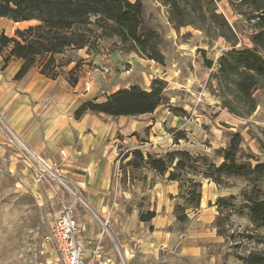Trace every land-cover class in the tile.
I'll list each match as a JSON object with an SVG mask.
<instances>
[{"label":"rangeland","instance_id":"obj_1","mask_svg":"<svg viewBox=\"0 0 264 264\" xmlns=\"http://www.w3.org/2000/svg\"><path fill=\"white\" fill-rule=\"evenodd\" d=\"M142 1L146 23L161 35L165 66L150 63L137 53L121 52L114 40L100 42L92 51L84 49L57 56L62 64L73 61L69 69L70 65L63 69L61 78L66 79L77 67L78 82H109L105 93L132 85L148 90L154 79L168 78V101L153 114L112 121L117 131L110 142L122 187L133 191L135 179L142 181L155 171L140 166L135 152L145 157H164L169 152L188 151L219 165L222 159L218 152L228 147L231 134L236 132L244 138L243 161L254 166L264 163V89L255 94L256 111L247 118L237 117L223 107L216 78L219 61L233 44H237V49L253 47L251 38L259 31L255 19L258 13L253 6L244 0H177L181 8L178 10L172 0ZM35 24L0 19V33L13 37L17 29ZM204 58L213 62L211 68L204 65ZM202 184V198H208L210 206L216 208V218L221 214L226 233V237H221L228 250L224 264H246L242 258L250 252H263L264 220L250 216L243 194L264 201V181L235 177L222 185L206 179ZM36 185L32 173L17 159L16 150L7 145L0 130V264H62L55 257L56 252L44 243L55 219L53 210L42 204ZM230 196L236 200L228 206L216 205L219 198ZM177 198L175 208L179 202L181 206L188 204L182 191ZM84 210L99 223L91 210ZM178 222L182 223L181 228L188 220Z\"/></svg>","mask_w":264,"mask_h":264},{"label":"crops","instance_id":"obj_2","mask_svg":"<svg viewBox=\"0 0 264 264\" xmlns=\"http://www.w3.org/2000/svg\"><path fill=\"white\" fill-rule=\"evenodd\" d=\"M21 63L15 60L4 69L0 56V115L80 187L99 220L109 222L106 234L102 224L84 208H78L88 264H96L91 257L96 246L103 248L110 264H121L120 256L126 264H224L228 250L213 225L217 211L208 198H202L199 209L187 210L188 222L180 228L182 223L175 217L179 184L168 181V175L160 177L152 171L142 181L135 179L133 191L122 187L110 141L117 131L112 121L127 117L86 114L81 120L75 119V112L86 101H103L107 95L129 87H115L105 93L109 82H78L72 86L67 78L47 79L39 68L16 81ZM62 150L67 159L60 155ZM35 187L55 219L65 192L55 187ZM149 212H155V217L142 222L140 215Z\"/></svg>","mask_w":264,"mask_h":264},{"label":"trees","instance_id":"obj_3","mask_svg":"<svg viewBox=\"0 0 264 264\" xmlns=\"http://www.w3.org/2000/svg\"><path fill=\"white\" fill-rule=\"evenodd\" d=\"M258 13L259 31L252 36V48L237 49V44L226 52L219 61V98L231 114L247 118L258 107L256 92L264 89V0H244ZM174 8L181 10L177 0ZM0 19L14 23L35 22L25 29H17L13 37L0 33V56L4 69L13 61H21L15 80L23 79L38 66L40 73L50 80L63 75V69L73 63H59L57 56L71 51L96 49L100 42L114 40L121 52L137 53L145 60L166 65L161 51V35L146 23L142 0H0ZM227 27V23L223 22ZM224 38H229L224 34ZM204 65L211 68L213 62L204 58ZM77 67L68 73L67 80L72 86L78 83ZM167 82L154 79L148 90L133 85L107 95L86 101L75 112V119L81 120L86 114L112 118H136L153 114L167 103ZM241 133L231 134L227 148L218 152L222 162L218 165L206 156H193L188 151H173L164 157L151 154L144 156L135 152L140 166L149 167L159 175H168L167 180L179 184L180 192L188 203L177 205L175 215L178 221L186 222V210L199 209L202 199V180L222 185L229 178H244L246 181H264V163L254 166L243 161ZM244 203L253 219L264 220V201H255L244 193ZM235 196L219 198L216 205L226 207L235 201ZM155 212L141 214L142 222H150ZM219 236L226 237L221 214L214 223ZM246 264H264L263 252H250L242 258Z\"/></svg>","mask_w":264,"mask_h":264},{"label":"built area","instance_id":"obj_4","mask_svg":"<svg viewBox=\"0 0 264 264\" xmlns=\"http://www.w3.org/2000/svg\"><path fill=\"white\" fill-rule=\"evenodd\" d=\"M0 130L8 146L16 150V157L32 173L35 183L40 187H55L65 192L61 207L57 213L50 234L44 243L49 245L59 257L62 264H88L87 249L82 239L83 226L78 221L77 210H91L84 199L80 187L61 168L49 162L44 156L33 149L15 130H13L0 115ZM60 155L67 159L64 150ZM96 216V215H95ZM104 233L108 232V221L102 222ZM91 257L96 264H110L101 246L91 250ZM121 264L126 262L120 256Z\"/></svg>","mask_w":264,"mask_h":264}]
</instances>
